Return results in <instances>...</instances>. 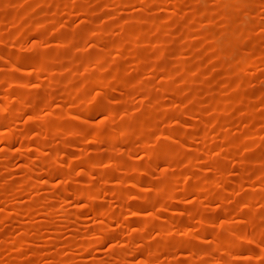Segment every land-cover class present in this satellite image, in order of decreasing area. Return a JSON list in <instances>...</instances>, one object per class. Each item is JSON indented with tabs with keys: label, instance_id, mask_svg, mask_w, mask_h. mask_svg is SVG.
Listing matches in <instances>:
<instances>
[{
	"label": "rangeland",
	"instance_id": "obj_1",
	"mask_svg": "<svg viewBox=\"0 0 264 264\" xmlns=\"http://www.w3.org/2000/svg\"><path fill=\"white\" fill-rule=\"evenodd\" d=\"M0 264H264V0H0Z\"/></svg>",
	"mask_w": 264,
	"mask_h": 264
}]
</instances>
